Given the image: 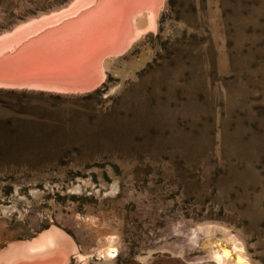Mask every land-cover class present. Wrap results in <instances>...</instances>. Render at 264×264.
<instances>
[{"label": "rangeland", "instance_id": "374dc122", "mask_svg": "<svg viewBox=\"0 0 264 264\" xmlns=\"http://www.w3.org/2000/svg\"><path fill=\"white\" fill-rule=\"evenodd\" d=\"M72 1L0 0V35ZM158 7L100 87H0V252L54 228L68 264H220L235 236L264 264V0Z\"/></svg>", "mask_w": 264, "mask_h": 264}, {"label": "bare ground", "instance_id": "6f19581e", "mask_svg": "<svg viewBox=\"0 0 264 264\" xmlns=\"http://www.w3.org/2000/svg\"><path fill=\"white\" fill-rule=\"evenodd\" d=\"M159 1L73 0L53 14L20 24L13 33L5 32L2 37L6 39L0 38V58L8 48L19 46L23 36L28 34L29 39L37 33L38 38L22 46L15 56L0 60V87L28 86L59 92L89 89L73 80L83 77L96 85L105 73L102 59L121 51L130 38L141 33L139 15L147 12L148 28L155 26ZM46 25L48 28L43 30ZM229 240L230 248L220 243L213 257L220 264H250L238 239L230 236ZM71 246L64 233L51 228L30 242L9 245L0 252V264H68ZM116 250L110 244L106 254L113 257Z\"/></svg>", "mask_w": 264, "mask_h": 264}, {"label": "crops", "instance_id": "0c3cea01", "mask_svg": "<svg viewBox=\"0 0 264 264\" xmlns=\"http://www.w3.org/2000/svg\"><path fill=\"white\" fill-rule=\"evenodd\" d=\"M50 14H51V13H50ZM50 14H47V15H50ZM40 18H41V17H40ZM40 18H36V19L38 20V19H40ZM19 25H20V24H19ZM19 25H18V26H19ZM16 27H17V26H16ZM16 27H15V28H16ZM13 30H14V29H13ZM13 30H11V31H9V32L11 33ZM12 33H13V32H12ZM3 34H4V33H3ZM3 34L0 35V38L2 37ZM44 34H45V33H43V32L41 33V35H44ZM41 35H40V36H41ZM33 38H36V39H37L38 37H33ZM33 38H31V39H33ZM5 39H6V37H2V38H1V40H5ZM31 39H30V40H27L28 43H30L31 41H33V40H31ZM17 48H18V47H17ZM14 56H15V55H14ZM103 65H104V66H103ZM101 66H102L103 72H105V73H104V77H103L99 82H97L96 85H95V84H94V85H93V84L91 85L92 81H90V79L83 78V77L81 78V77H78V76L76 77V78H78V79H76V78L74 79V78H73V79H74L73 81L76 83V85H87V86H89V89L86 90V91H89V90H91V89H94V88H98V87H100V86L106 81V79H107V72H106V70H105V57L103 58V61H102ZM90 86H91V87H90Z\"/></svg>", "mask_w": 264, "mask_h": 264}]
</instances>
